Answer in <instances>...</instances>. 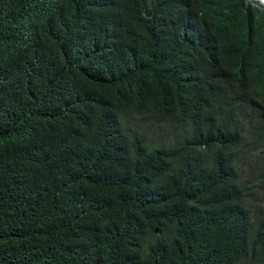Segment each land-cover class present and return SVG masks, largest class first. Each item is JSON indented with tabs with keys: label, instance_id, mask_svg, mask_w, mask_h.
<instances>
[{
	"label": "trees",
	"instance_id": "1",
	"mask_svg": "<svg viewBox=\"0 0 264 264\" xmlns=\"http://www.w3.org/2000/svg\"><path fill=\"white\" fill-rule=\"evenodd\" d=\"M231 17L228 0H0V264H264V185L230 164L248 103L200 76Z\"/></svg>",
	"mask_w": 264,
	"mask_h": 264
},
{
	"label": "clouds",
	"instance_id": "2",
	"mask_svg": "<svg viewBox=\"0 0 264 264\" xmlns=\"http://www.w3.org/2000/svg\"><path fill=\"white\" fill-rule=\"evenodd\" d=\"M228 1L246 17L244 20L226 18L221 23L223 26L212 27L216 46L206 55L208 63L200 76L207 80L208 90L211 89V80L215 79L213 86L227 94L233 106L238 105L239 98L248 103L247 112H235L237 142L241 144L231 152L230 164L252 188L253 173L261 180L260 186L264 185V99L253 94L251 99L245 97L251 94L248 92L257 83H264V54L260 50V37L264 34V0ZM227 26L229 29H226ZM223 44L229 48V58ZM236 88L240 89V93L235 91ZM186 98L187 95L183 100ZM252 132L254 140L249 139ZM190 141V145L205 148L194 139Z\"/></svg>",
	"mask_w": 264,
	"mask_h": 264
}]
</instances>
